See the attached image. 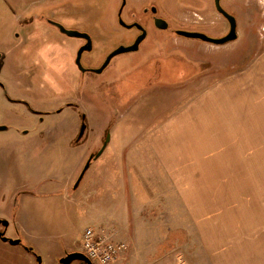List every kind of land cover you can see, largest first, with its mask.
I'll return each mask as SVG.
<instances>
[{"label": "rangeland", "instance_id": "1", "mask_svg": "<svg viewBox=\"0 0 264 264\" xmlns=\"http://www.w3.org/2000/svg\"><path fill=\"white\" fill-rule=\"evenodd\" d=\"M150 1L129 0L124 17L140 15ZM236 1L246 7L245 14L228 0L221 4L236 16L240 37L256 42L242 39L220 46L230 49L214 60L251 58L264 51V0ZM120 5L121 0H0V83L5 87H0V126L11 129L0 132V169L6 174L0 178V218L10 222L8 227L0 224V230L22 244L0 239V264H39V259L40 264H59L65 254L82 252V237L90 227L128 245L126 259L115 264H206L191 260L199 255V244L180 231L193 228L191 215L186 201L153 164L151 136L185 113L228 70L207 74L209 67L196 59L198 54L205 58L199 48L211 44L153 29L152 41L147 38L137 51L114 57L102 73H79L68 47L80 42L62 36L47 19L92 35L94 52L85 57L95 56L86 65L94 69L115 49L130 46L134 37V31L118 24ZM154 8L174 31L213 39L227 34V22L215 12L214 0H155ZM22 25L34 32L28 35L27 51L16 42ZM6 94L26 100L39 115L23 103L8 102ZM56 109L61 113L53 114ZM107 135L103 154L76 186ZM137 165L142 166L139 171ZM250 174V167L225 168L210 180L226 182L206 187L209 223L222 227L218 230L227 237L226 246L233 242L237 264L245 262L242 250L256 248L258 257L264 254V177L245 182L254 179ZM161 196L170 198V212L169 200ZM140 207L146 216H127Z\"/></svg>", "mask_w": 264, "mask_h": 264}, {"label": "crops", "instance_id": "2", "mask_svg": "<svg viewBox=\"0 0 264 264\" xmlns=\"http://www.w3.org/2000/svg\"><path fill=\"white\" fill-rule=\"evenodd\" d=\"M242 39H249L252 45L256 42L239 36L236 41L223 46ZM199 49L206 57L201 58L198 54L196 59L209 67L207 74L228 70L227 76L208 85L190 102L185 113L168 120L151 136L156 158L153 164H158L159 174L172 185V190L178 193L180 200L186 201L193 228L178 229L183 231L185 237L195 238L200 248L199 255H191L190 259L195 263L237 264L231 248L233 242L229 240L226 246L227 237H223L222 231L218 230L222 227L209 223L207 200L210 196L206 187L210 182H226L223 179L210 180L219 171L223 173L225 168L250 167V175L254 179L245 181L249 183L258 182V175L264 177V51L251 58L229 55L214 60L215 55L224 54L230 48L221 49L211 44L210 47ZM210 54L213 55L208 57ZM244 151H249V155H241ZM244 160H249L250 164H240ZM140 167L136 166L137 171ZM140 172L144 174L142 170ZM2 177H6V174L0 169ZM158 182L167 186V182L162 179ZM4 191L10 193L9 190ZM160 198L169 200L166 205L170 212V198ZM140 209L126 214L146 216ZM154 209L152 214L159 210L158 207ZM2 218L7 219L5 216ZM175 234H172L171 246L175 244ZM241 253L245 254V262L239 264H264V254H258V257L256 248L252 251L251 248L242 250Z\"/></svg>", "mask_w": 264, "mask_h": 264}, {"label": "flooded vegetation", "instance_id": "3", "mask_svg": "<svg viewBox=\"0 0 264 264\" xmlns=\"http://www.w3.org/2000/svg\"><path fill=\"white\" fill-rule=\"evenodd\" d=\"M128 1L129 0H127V2H126V5H125V7L123 8V11H122V14L120 15V16H118L117 17V21H118V24L120 25V27H122L123 29H126V30H128V31H130V32H132V31H134V37H133V39H132V41H130V44L129 45H132L134 42H135V40L140 36V35H142V30L140 29V27H137V26H135V27H133L132 29H128L126 26H123L122 24H120V20H123L124 22H125V24H127V25H133V24H138V25H140L145 31H146V38L145 39H147V38H152L151 39V41L153 40V29H157V30H161V29H158L157 28V26L155 25V21H158V20H163V21H165L166 23H167V28L165 29V30H161L160 32H168V33H173V34H176L177 35V31H180V30H172V29H170V24H169V22L166 20V18L165 17H163V16H161L160 14H159V12L156 10V8H154V2H155V0H151L150 1V4L148 5V6H145V7H143L142 9H140V15H137V16H135V14L133 15V16H131V17H133V18H130V19H126V17H124L125 15H124V10H125V8L127 7V4H128ZM122 2H123V0H121V5H120V8H121V6H122ZM228 2H229V6H231V7H234V8H237L238 10H240L241 9V11H242V13H246V7L245 6H241V4H238L237 3V1L236 0H228ZM220 5H221V7L229 14V15H231V16H233L234 18H235V20H236V27H237V35H238V37H237V39L239 38V33H240V30H239V27H240V25H238V22H237V18H236V16L235 15H233V14H231V13H229L228 12V10L227 9H225L223 6H222V4H221V0H220ZM247 7H249V6H247ZM120 8H119V11H118V13L117 14H119V12H120ZM131 10H132V8H131ZM214 10H215V12L220 16V17H222L226 22H227V27H228V30H227V34L229 33V31H230V29H231V24H230V21L224 16V15H222L220 12H219V10H218V7H217V5H216V0H214ZM255 18H257V17H255ZM255 18H252V19H255ZM32 19H39V18H32ZM47 23L49 24V26H51V27H53V28H55L62 36H65V37H67L69 40H71V41H73V40H75V41H78V42H80V44H78V46H76V45H72V44H69L70 46L68 47L69 48V50L71 51V52H73L72 54H74V56H73V64H74V66H75V69L79 72V73H84V72H87V71H90V72H92L91 70H93L92 68H90V67H87L86 65H88V63L90 62V60L91 59H93L95 56H93V58H86L85 56L86 55H93V52H94V39H93V37H92V35L91 34H89L88 32H85V31H79V30H77V29H75V28H71V27H67V26H65V25H63V24H61L60 22H57V21H55V20H52V18L51 19H47ZM252 24H254V23H252ZM22 28V30H21V32L20 33H16L17 34V36H16V42H17V44H18V46H20L21 48H23L22 50H24V51H27V49H30L31 47H29V46H31V44H30V38H29V36L28 35H30V34H32V33H34V32H30V31H27V29H24L23 27V25L21 26ZM65 30V31H78V32H81V33H84V34H86V35H89L90 36V38H91V48H90V43L87 41V40H85L84 38H78V37H71L70 35H68L66 32H64V31H62V30ZM189 32H192V31H189ZM39 34V33H38ZM50 34H53V33H48V32H42L41 33V35H46V36H48V35H50ZM226 34V35H227ZM245 34V33H244ZM40 35V34H39ZM178 36V35H177ZM224 37V36H223ZM73 39V40H72ZM145 39H144V41H145ZM236 39V40H237ZM235 40V41H236ZM143 41V42H144ZM161 41V40H160ZM142 42V43H143ZM234 42V41H233ZM205 43H207V42H205ZM231 43V42H230ZM28 44H30V45H28ZM207 44H211V43H207ZM228 44V43H227ZM141 45V44H140ZM213 45V44H212ZM226 45V44H225ZM223 46V45H222ZM82 48H84L85 49V51L82 53V55H81V57H80V59H79V61H80V64H79V62H78V53H79V51L82 49ZM88 48H90L89 50H87ZM108 56V55H107ZM89 59V60H88ZM105 60H106V58H105ZM100 66V65H99ZM99 66H97V67H95L94 69H98L99 68ZM101 67V66H100ZM81 68L84 70V71H82L81 70ZM0 87L1 88H5L4 87V85L3 84H1L0 83ZM6 100L8 101V102H17V103H23V104H25L27 107H28V109H30V111L31 112H33V113H35V114H37V115H39V113L36 111V110H32V107L28 104V102L26 101V100H24V99H15V98H13V97H10L8 94H6ZM67 106H71V105H67ZM62 110V109H61ZM61 110L60 109H56L55 111H52V113L53 114H56V115H58V114H60L61 113ZM47 114H49V113H47ZM44 120V119H43ZM42 120V121H43ZM0 129L2 130V131H10L11 129H10V127L9 126H6V125H1L0 126ZM106 135V134H105ZM80 139V138H79ZM21 192H24L23 194H25L26 192L25 191H21ZM15 199H16V197H15ZM9 225H10V223H9ZM0 232H5V235H6V233H7V231H4V230H0ZM22 244H19V246H21ZM25 250H27L28 252H29V249L28 248H25ZM32 251V250H31ZM72 253V252H71ZM71 253H67V254H71ZM67 254H65V256L64 257H66V255ZM63 258V257H62ZM78 263V264H84L82 261H74V262H72L71 264H73V263ZM59 264H61V263H59Z\"/></svg>", "mask_w": 264, "mask_h": 264}, {"label": "water", "instance_id": "4", "mask_svg": "<svg viewBox=\"0 0 264 264\" xmlns=\"http://www.w3.org/2000/svg\"><path fill=\"white\" fill-rule=\"evenodd\" d=\"M127 0H123L122 2V6L120 8V12L118 14V16H120L122 14L123 8L126 5ZM216 5L218 7L219 12L224 15L231 24V29L229 31V33L227 35H225L224 37H221L219 39H213L210 37H207L204 34L201 33H197V32H189V31H177V35L179 36H183L186 38H191V39H198L201 40L203 42H207V43H211L213 45H217V46H222L225 45L227 43L233 42L237 39L238 35H237V27H236V20L233 16L229 15L220 5V0H216ZM120 24H122L123 26H126L128 29H132L133 27L137 26L140 27V29L142 30V35H140L135 42L130 45V46H121L117 49H115L113 52H111L106 60L104 61V63L101 65V67H99L98 69H93L91 70L94 73H102L106 67L110 64L111 60L120 55V54H125V53H129V52H135L139 49L140 44L144 41V39L146 38V31L138 24H133V25H127L125 24V22L123 20H120ZM155 25L157 26L158 29L161 30H165L167 28V23L163 20H158L155 21ZM64 32H66L68 35H70L71 37H78V38H84L85 40H87L90 43V48H91V38L89 35H86L84 33L78 32V31H65L64 29L62 30ZM90 48H88L87 50H89ZM85 51L84 48H82L79 53H78V62L80 64V57L82 55V53ZM82 71H84L81 68ZM85 130V126H82V132L84 133ZM1 131V129H0ZM82 138V137H79ZM110 141V136L107 135L106 141L103 145V147L97 152V154L95 155H91L81 176L79 177V180L76 184V186H78L80 184V182L82 181V179L84 178V175L86 174V172L88 171L90 165L92 164L93 161H95L96 159H98L104 152V150L106 149L108 143ZM0 224L4 225L5 227H8L9 222L6 220H3L0 218ZM0 239L3 242H9L12 245H19L20 241L19 240H11L9 239L6 235L5 232H0ZM82 261L84 264H92V261L83 253V252H72L71 254H67L66 257H63L59 260V263L61 264H71L74 261ZM38 263H41V260H38Z\"/></svg>", "mask_w": 264, "mask_h": 264}, {"label": "built area", "instance_id": "5", "mask_svg": "<svg viewBox=\"0 0 264 264\" xmlns=\"http://www.w3.org/2000/svg\"><path fill=\"white\" fill-rule=\"evenodd\" d=\"M82 251L92 264H115L129 251L125 243H116L105 231L87 228L82 237Z\"/></svg>", "mask_w": 264, "mask_h": 264}, {"label": "trees", "instance_id": "6", "mask_svg": "<svg viewBox=\"0 0 264 264\" xmlns=\"http://www.w3.org/2000/svg\"><path fill=\"white\" fill-rule=\"evenodd\" d=\"M84 121V120H83ZM80 141H77V143H79Z\"/></svg>", "mask_w": 264, "mask_h": 264}]
</instances>
